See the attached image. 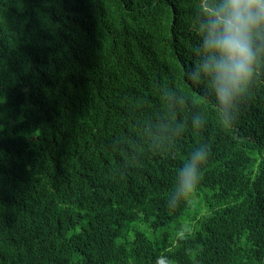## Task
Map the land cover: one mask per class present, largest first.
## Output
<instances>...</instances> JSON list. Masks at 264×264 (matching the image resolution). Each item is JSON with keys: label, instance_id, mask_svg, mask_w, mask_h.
Instances as JSON below:
<instances>
[{"label": "trees", "instance_id": "trees-1", "mask_svg": "<svg viewBox=\"0 0 264 264\" xmlns=\"http://www.w3.org/2000/svg\"><path fill=\"white\" fill-rule=\"evenodd\" d=\"M206 3L0 0V264H264V64L225 115Z\"/></svg>", "mask_w": 264, "mask_h": 264}, {"label": "clouds", "instance_id": "clouds-1", "mask_svg": "<svg viewBox=\"0 0 264 264\" xmlns=\"http://www.w3.org/2000/svg\"><path fill=\"white\" fill-rule=\"evenodd\" d=\"M200 12L202 62L194 74L206 78V91L214 94L218 106L229 115L264 64V0H207ZM209 154L208 148H198L178 168L169 208L175 210L191 199Z\"/></svg>", "mask_w": 264, "mask_h": 264}]
</instances>
